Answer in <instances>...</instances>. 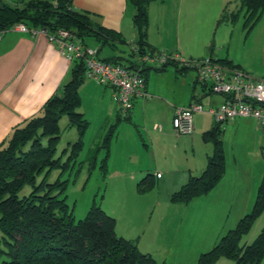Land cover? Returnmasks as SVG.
<instances>
[{
  "label": "rangeland",
  "instance_id": "374dc122",
  "mask_svg": "<svg viewBox=\"0 0 264 264\" xmlns=\"http://www.w3.org/2000/svg\"><path fill=\"white\" fill-rule=\"evenodd\" d=\"M6 1L11 5L22 4L21 0ZM155 1L149 4L148 16L149 12L152 17L162 10L161 15L164 17L158 21L161 25L160 34L156 39L162 46L158 47V52L178 54L187 61L205 58L212 52L223 57L228 53L252 70L261 69L264 59L260 49L264 39V36H261L263 20L260 18L249 31L248 27L243 26L242 11L235 22L218 23L223 9L226 8L228 13L238 11V0ZM189 4H192L190 8L187 7ZM84 44L91 49L100 47L97 54L100 59L110 56L108 54H116L135 60L130 55L131 44L117 43L112 46L106 44L101 47V44L92 37L85 38ZM189 68L194 69L193 66ZM148 71V78L154 76L152 84L155 87H165L168 90L166 95H162L166 104L156 102L147 108L146 121L150 126L156 119L164 121L169 110L181 106L182 103L179 101H184L186 96V90L181 86L182 79L192 87L195 71L189 70L185 76L178 75V82L173 79L172 65H167L163 76H155V70L152 68ZM243 72L254 77L246 71ZM89 81L102 85L94 78H86V83ZM109 89L112 90L111 87ZM196 92L201 93L199 87ZM80 97L81 104L77 111L85 112L89 119L84 117L88 121V126L82 134V144L77 155L71 157L67 166L54 168L48 174L47 183H54L57 180L66 181L64 191L60 192L59 188H56L54 193L60 192L59 197L65 198L74 221L83 219L92 204L101 207L115 219L117 236L121 233L125 238L136 241L139 251L153 253L151 256L160 264H198L201 254L212 249L221 236L236 225L245 214V209L239 207V202L235 200L218 201L209 194L211 190L187 202L172 203L168 206L167 201H163L159 205L156 196L162 197L164 192H158L157 180L152 186L149 184L140 186L142 188L149 186L141 191L138 183L142 177L139 179L137 177L135 181L130 179L134 176L132 166L138 159L141 161L145 155L148 156L152 148L148 143L146 122L141 116L142 113L138 114L132 123L122 121L115 128L110 136L108 149L102 147V144L114 120L109 119L107 122L103 120L104 115L101 109H98L100 103L98 99L85 93L84 97L81 95ZM115 103L117 104L116 101ZM251 118L240 117L222 124V128H225L221 136L225 170L232 175L244 172L256 173L262 162L264 163V129ZM239 120H242L240 125L236 124ZM58 125L61 134L56 143L55 157L59 158L61 164H65L70 155V145L79 139L80 132L75 126H69V120L65 115L59 118ZM169 125V128L163 129V132H170L177 142L181 139L189 140L178 144L162 137L165 144L160 145V151L169 156L170 163H173L177 170L181 171L182 168L199 159L206 149L212 152L213 145L202 139L203 131L196 130L195 133L181 135V139H178L180 135L176 137L172 121ZM147 145L148 147H145ZM43 175L42 173L37 176V183L41 181ZM30 190L29 186H25L20 196L29 193ZM263 226L264 211L243 234L240 244H250ZM7 250L8 245L3 241L0 231V264L6 259L4 252ZM227 259L219 257L206 264H213L219 260L222 261L220 263L233 264ZM259 264H264V258Z\"/></svg>",
  "mask_w": 264,
  "mask_h": 264
},
{
  "label": "trees",
  "instance_id": "16d2710c",
  "mask_svg": "<svg viewBox=\"0 0 264 264\" xmlns=\"http://www.w3.org/2000/svg\"><path fill=\"white\" fill-rule=\"evenodd\" d=\"M72 1L24 0L21 5H11L0 0V30L23 23L28 28L42 29L47 33L66 29L83 44L87 37L100 40L102 46L130 44L119 33L97 24L90 13L74 10ZM128 1L134 8L132 25L136 39L132 44L142 54L157 53V49L152 48L147 41L148 7L155 0ZM238 1V11L228 13L226 8L223 9L218 23L235 22L243 11V26L250 31L264 12V0ZM130 55L133 56L131 52ZM209 57L223 66L239 69L228 58ZM102 60L130 61L122 56ZM167 65L174 66L180 73L189 69L173 61L163 67H144L140 73H144L146 81L149 68L158 72L165 70ZM85 71L83 60H72L69 79L59 92L47 99L42 114L30 119L22 127L14 128L9 139L0 147V231L3 241L8 245L2 264H160L151 254L140 252L134 241L117 236L115 219L98 205L92 204L83 219L74 221L65 198L59 197L66 187V181L47 183L48 174L54 168L67 166L71 157L77 155L81 148V137L88 121L77 109L81 104L79 87L87 78ZM202 87L212 94L205 85L202 84ZM62 115L67 116L69 126H75L80 132L79 139L70 145V155L65 164L55 157L56 143L61 134L58 121ZM129 115L130 111L126 116H119L109 126L102 147L109 149V139L118 121L129 119ZM222 124L214 123L203 132V141L213 145L205 169L200 175L191 176L181 188L173 192L171 202L183 203L206 194L222 178L226 163L221 139L224 130ZM42 173L43 178L37 183L36 178ZM149 180L150 176L147 175L138 183V188L143 191L152 186L153 181ZM147 184L148 187H140ZM25 186L31 190L20 196ZM56 188H59V194L54 193ZM263 211L264 168L250 211L221 236L212 249L201 254L198 264L210 263L219 257H226L233 264H259L264 258V226L250 244L241 245L240 240Z\"/></svg>",
  "mask_w": 264,
  "mask_h": 264
},
{
  "label": "crops",
  "instance_id": "0c3cea01",
  "mask_svg": "<svg viewBox=\"0 0 264 264\" xmlns=\"http://www.w3.org/2000/svg\"><path fill=\"white\" fill-rule=\"evenodd\" d=\"M3 1L7 2L6 0ZM23 1L24 0H21L20 2L22 3ZM191 6L192 4H189L187 7L190 8ZM71 7L76 11L90 13L97 24L119 33L125 42L134 41L136 39L135 30L132 25L134 8L128 0H73ZM161 14L162 10H160L156 16L153 15L151 17L149 12L147 41L154 49L162 47L160 46L161 44H158V40L156 39L160 34L161 25L158 24V21L164 18ZM261 20H263V25L261 27L263 28V34H261V36H264V12L261 16ZM154 21H157V23H154ZM97 41L102 47V42L100 40ZM260 49H262L264 58V39ZM97 50L99 51L100 47L97 48ZM108 55L110 56L103 57L102 59L120 56L116 54ZM209 55L214 58H228L235 65H238L239 69H241L240 71H246L254 76V78L259 77L264 79L263 58L261 69L252 70L235 60L228 53L227 56L224 57L216 55L213 52L209 53L208 56ZM70 66L71 62L66 59L65 56L59 52L57 46L49 42L47 37L42 33L32 36L29 33L8 30L2 35L0 39V147L9 139L14 128L22 127L30 119L42 114L43 105L47 99L59 92L60 87L69 79ZM166 70L167 68L163 71H155V76H163ZM189 70L195 71V77L192 81L193 86H188L185 79H182L181 86L185 88L186 96L184 101L179 102L182 103L181 106L188 105L193 98L200 102L203 111L192 114V133H195L196 130L204 132L213 126V119L208 109L221 104L224 101V97L219 94H209L206 92L202 84L197 81V72L193 68H189L182 73L177 72L174 68V73H172L173 79L178 82V75L185 76L189 73ZM148 75L149 71L147 72L145 86L148 95L134 99L129 119L119 120L116 127H118L122 121L132 123L133 119L136 118V116L138 117V114L140 115V113H142L141 116L144 122H146L145 131L147 133L148 143L152 148L151 151L149 150L148 156L145 155L141 161L138 159L136 161L137 163L132 166L134 176L130 179L135 181L137 177L138 179L140 177L143 179L149 175L153 183H156L157 180L158 183L156 186L158 192H164L162 197L156 196L157 203L161 205L163 201H167L168 206H171L173 203L170 201L171 194L181 188L191 176H198L202 173L207 163V157L211 154V150L209 149L208 151L206 149L199 159L188 164V166L182 168L181 171L177 170L173 163H170L169 156L164 155L163 152L161 153L159 147L165 144L163 138L170 139L178 144L179 142H187L189 140L181 139V135H176V137L179 136L178 139H181V141L177 142V139H175L170 132H163L164 128L167 129L170 126L169 122L172 121L174 109L168 111L164 121L156 119L153 121L152 125L148 126L146 121L147 108L156 102L166 104L167 102L162 98V95H166V92H168L165 87H155L152 84L154 76L148 78ZM198 87L201 90L200 94L196 92ZM189 91L190 93H188ZM84 93L87 96L92 95L98 99L100 102L98 109H101L102 115H104V121L107 122L110 119V121L114 120L115 122L119 116H122L118 104H116L113 99L114 92L109 89V87L99 85L92 81L86 83L85 78L79 87V95L84 97ZM81 113L87 118L85 112L81 111ZM236 118L231 120H235ZM237 123L240 125L242 120H239L236 124ZM250 123L252 124L251 121ZM145 147H148V145ZM263 168L264 163L262 162L261 166H259V171L257 169L256 173L254 172L253 174H251V172H244L243 174L236 173L232 175L225 170L222 176L223 178L219 180L209 194H212V196L220 202H229L230 199L238 201L239 207L245 209L246 214L254 201L256 189L262 177ZM120 236L124 237L121 233ZM134 242L136 243V241ZM144 253L153 254L151 252ZM217 262L213 264H224L220 263L222 262L220 260Z\"/></svg>",
  "mask_w": 264,
  "mask_h": 264
},
{
  "label": "built area",
  "instance_id": "2783aa9c",
  "mask_svg": "<svg viewBox=\"0 0 264 264\" xmlns=\"http://www.w3.org/2000/svg\"><path fill=\"white\" fill-rule=\"evenodd\" d=\"M8 30L29 33L32 36L42 33L70 62L75 59L83 60L87 78H94L100 84L112 88L113 99L117 102L122 116H126L131 110L134 99L148 95L145 90L146 81L140 70L147 64L152 65L151 67H163L175 61L181 66H193L197 72V80L205 85L207 91L224 97L221 104L208 109L214 123H225L236 117H252L264 129V79L254 78L243 71L223 66L209 56L187 61L178 54H142L137 46L132 44L133 41H130V52L135 60L108 62L98 58L97 49L87 47L66 29L47 33L42 29L28 28L23 23H16L9 29L0 30V39ZM202 111V105L195 98L187 106L175 107L172 117L175 134H191L192 114Z\"/></svg>",
  "mask_w": 264,
  "mask_h": 264
}]
</instances>
